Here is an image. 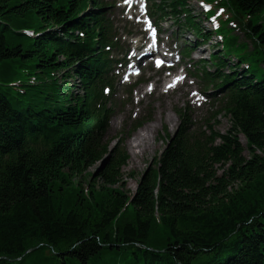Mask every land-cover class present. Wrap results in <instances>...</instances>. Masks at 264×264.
<instances>
[{"label":"trees","instance_id":"1","mask_svg":"<svg viewBox=\"0 0 264 264\" xmlns=\"http://www.w3.org/2000/svg\"><path fill=\"white\" fill-rule=\"evenodd\" d=\"M166 1L188 11L186 0ZM100 5L0 0V264H264V0L227 3L247 20L257 68L224 74L220 50L202 68L207 85L221 79L229 90V129L212 118L192 133L179 112L180 128L132 196L113 186L126 149L85 139L102 135L110 115L102 85L112 25Z\"/></svg>","mask_w":264,"mask_h":264},{"label":"rangeland","instance_id":"2","mask_svg":"<svg viewBox=\"0 0 264 264\" xmlns=\"http://www.w3.org/2000/svg\"><path fill=\"white\" fill-rule=\"evenodd\" d=\"M187 1L190 8L194 10L195 15L199 19V23L204 28V30H209V26L204 21L203 16L198 9L196 0ZM109 10H111V12L113 13V18L117 23L116 25L121 30L120 32L123 34L126 33V30H123L124 24L120 22L121 16L118 13L119 10L117 8H115L114 10ZM166 21L168 22L163 21L159 24L164 32H168V35H171L173 39H176L178 36L181 43H183L185 46H191V44L194 43L195 37L193 33L187 32L185 28L184 30H176L175 25L171 27L170 19ZM167 27L168 30H166ZM121 40L127 42V37H122ZM215 42V39L211 38L210 41L201 43L199 46L194 48L195 50L191 53L188 59H186L187 62L190 63V65L188 64V66L191 67L190 72H194L192 70L200 68L203 65V63L200 62L201 60H209V57L213 53V51L217 50V45L215 44ZM224 71L230 72L228 68H225ZM197 80L199 81L198 77ZM198 81L196 83L197 86H199ZM190 89V87L187 89H182V93H174L172 96H163L159 99L150 97L144 100L139 105V108H137V106L135 105V99L133 98L131 102L130 98L127 97L124 86L119 85L115 87V94L113 96L114 100L112 102L114 113L108 121L106 131L102 138V143H108L110 151H112L118 144L123 143L128 153V159L126 161V164L121 168L119 172V178L117 180L118 182L113 184V186H118L120 184L122 187V191L128 196H132L136 192L140 175L150 165H152L153 160L159 157L161 152L165 150L167 141L166 135L169 134L172 136L178 129L180 122L175 114L176 110L185 108L189 105L192 118L194 120H200L201 118H203L206 112H212L219 107V102L215 100H212L210 102L212 103L214 101L213 106L210 107V104H204L200 109H197L195 105L191 106V99L188 96ZM136 113L137 117L135 118ZM148 117H150V119L146 120V122L140 128L134 130L133 132L131 131L135 121L147 119ZM216 120L218 121L217 129L221 133H224L229 129L230 124L228 119L224 116V112L218 113L216 115ZM152 121H155L154 124L156 128L155 131H153L154 135L148 136V149L144 153H142L139 148H134L133 150L130 149L128 147V144L134 138L135 133L140 131L144 125ZM243 147L244 156L248 158L249 154L248 150L246 149V142ZM134 154H136L135 157H133ZM132 158L134 161L129 163L128 160ZM108 159V156L103 157L100 161L92 164L86 170V172L96 173L99 169L106 166ZM218 171L219 173H221L220 170Z\"/></svg>","mask_w":264,"mask_h":264},{"label":"bare ground","instance_id":"3","mask_svg":"<svg viewBox=\"0 0 264 264\" xmlns=\"http://www.w3.org/2000/svg\"><path fill=\"white\" fill-rule=\"evenodd\" d=\"M155 121H152L146 125H144L140 131H138L137 133H135V136L134 138L130 141V143L128 144V147L130 149H134V148H139L140 151L142 153H144L148 147H149V142H147L148 140V136L149 135H154V132L155 131ZM241 143L244 145L245 144V139L244 138H241ZM136 154L133 155V157H135ZM133 158L132 159H129L128 162L131 163L133 162Z\"/></svg>","mask_w":264,"mask_h":264},{"label":"snow or ice","instance_id":"4","mask_svg":"<svg viewBox=\"0 0 264 264\" xmlns=\"http://www.w3.org/2000/svg\"><path fill=\"white\" fill-rule=\"evenodd\" d=\"M161 63H163V61L157 60L156 61L157 67H159ZM181 79H183V78L182 77H179V76L178 77H175V80H177V81L178 80H181ZM171 86H174V85H169V87H171Z\"/></svg>","mask_w":264,"mask_h":264},{"label":"water","instance_id":"5","mask_svg":"<svg viewBox=\"0 0 264 264\" xmlns=\"http://www.w3.org/2000/svg\"><path fill=\"white\" fill-rule=\"evenodd\" d=\"M31 251V250H30Z\"/></svg>","mask_w":264,"mask_h":264}]
</instances>
